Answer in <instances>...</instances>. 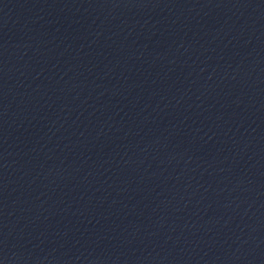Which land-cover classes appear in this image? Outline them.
Segmentation results:
<instances>
[{
	"label": "water",
	"instance_id": "95a60500",
	"mask_svg": "<svg viewBox=\"0 0 264 264\" xmlns=\"http://www.w3.org/2000/svg\"><path fill=\"white\" fill-rule=\"evenodd\" d=\"M0 264H264V0H0Z\"/></svg>",
	"mask_w": 264,
	"mask_h": 264
}]
</instances>
